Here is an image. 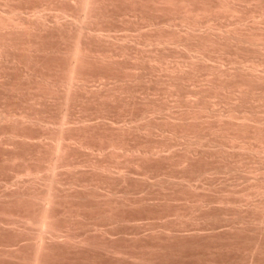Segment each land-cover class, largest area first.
<instances>
[{"label":"bare ground","instance_id":"6f19581e","mask_svg":"<svg viewBox=\"0 0 264 264\" xmlns=\"http://www.w3.org/2000/svg\"><path fill=\"white\" fill-rule=\"evenodd\" d=\"M120 7L123 8V11L119 10ZM115 27H127V29L131 27L136 28L133 30V33L130 29L131 34H129V30L126 31L122 28L120 31L123 34L117 35L120 31L118 32L119 28L116 29ZM144 27H148L147 30H143L142 28ZM178 27L181 29H178ZM53 29L57 31L56 33L54 32L56 35L59 33L61 46L56 45L60 47L58 50H53V53L57 56H54V54L52 55L58 58H54V60L51 61L55 62V59L58 60L55 63L52 62L54 70L51 74L50 71L52 68L51 70L47 69L49 71L48 74L46 70H43L45 74H43L44 72L38 73V67L40 68L43 63L38 64L40 66L37 65L38 70L29 68V64H32L31 60L33 61L35 57L33 54H37L38 56V52L41 53V48L35 46L37 43H34L32 40H34L33 38H35V35H44L46 31L50 32ZM122 30L125 33L122 32ZM46 34L48 33L46 32ZM42 51L44 50L42 49ZM30 56L31 60L28 62ZM32 56L34 57L32 58ZM35 62L40 63L38 58L34 60V63ZM50 64L45 65V68ZM13 67H20L23 69H21V72H23L22 78L24 79H22V81L26 80L27 83L25 85L9 80L6 71L8 68L10 69ZM115 67H117L116 70L119 69L122 72L118 70L117 73L116 71L117 75L121 73L119 76L114 74L111 75L115 71H113ZM110 68H113L112 72ZM31 69L33 71H31ZM98 69L101 71L103 70L102 73H98ZM108 69V72L111 73L109 75L104 74L103 72L108 73ZM35 71L37 73H35ZM94 71L97 72V74H95ZM142 72H146L148 75L150 74L149 76L151 79L148 75L145 79H150L151 83H153L151 85L155 84L152 91L150 90L151 85L148 83L150 80L144 79L148 81V86H150L148 88L149 92H145L147 90L144 91L145 88L141 87L142 85L144 86L145 82L140 78L146 75V73L143 75ZM11 75H9L10 79L12 77ZM14 81L19 82L17 79ZM139 81H142V83ZM135 84L137 89L142 88L145 93H142V91L140 92L139 89L138 93L136 92L137 89L136 91L135 89L133 90ZM137 84L139 86H137ZM148 86L145 87L147 88ZM179 87H181L182 90ZM0 88H2L1 90L4 89L5 93L8 91L11 93L14 92L17 95L21 94L23 99H21V96H18L17 103L24 100L23 107V103L21 106L19 105L21 108L18 107V105L15 106V108L18 107L19 109H15L14 105L11 108V104L6 105L10 106L8 108L4 106L5 102L2 101L4 103L3 105L1 104L2 106L0 105V147L4 148L3 143H5V147L7 146L11 150L14 145H10L11 147H9L8 145L11 144L10 142H18L19 145V142L25 143L24 145L28 143L27 145L30 144V146L35 144L37 147V149H35L36 147L34 148L36 150V153H34L35 155L32 154V151H29L32 156H29L31 155L30 153H26V157H24V153L22 154L23 156H21L22 152L19 153L20 156L16 154L9 156V153L7 157L4 156L5 163L9 164L7 166H10V169L11 165L14 168H17V165L20 169L18 168L19 171H16L13 176H9V178H14L13 181H8L6 184L3 179L6 185L3 184L5 187L0 191V203L6 206L12 205L11 207L14 206V208L17 205L20 208L23 207L22 210L19 208L21 210L20 212H24V209L26 211L23 215H19L21 214L19 211H17L18 214L8 213L12 208L8 209L7 213L0 211V217H5L7 219H5V224H2L4 221L2 222L0 220V227L6 225L8 230L11 228L16 235L17 232L21 235L23 234L22 237L18 239H21L20 241L26 239L21 243L26 241L25 244H28L25 246L30 250V257H28V254L26 257V247L22 244H20L22 245L21 248H24H19L17 250L19 247L18 245L17 248L14 247L15 250L12 249L14 251L17 250L16 252H18V254L20 251L21 254H19V256L22 255L26 257V259L24 257V260H22L25 262H23V264H26V262L28 264H46V257L48 256L45 255L52 249L53 243H56L55 245H58V247V243L61 245L65 244L66 246L63 245L65 247L73 246V248H75L76 245H81L82 247L89 243L88 247L91 246V242H94V240L92 238V241L90 237L94 234L93 231L89 230L95 229L94 233L97 236L100 233L101 235L99 234V236L101 237L103 235L102 239H105L106 235H109L107 233L117 228V225H113L114 222H109L111 220L110 216L112 215L111 213V215L108 214V211H111L109 208L114 209L115 207L119 209L118 206L122 207V205L123 208L126 207L125 205L130 204V202H128L129 196L130 201H132L133 198L131 199V197H133V195L135 196L136 191L143 192L142 190H137L136 187H139V189H141V186L142 188L145 187L142 185L143 181L147 186L154 182L152 179H149L150 177H148V182L152 180L151 183L148 184L145 180L147 179L146 176L151 174L149 172V174H144V176L141 177V174L144 172L146 173V171H142L143 168L139 170V168L142 167V165L139 167V164H141L140 162L143 163L145 160H148V162L149 160H155V158L161 159L164 157L165 159L163 158L161 160L168 159V162L171 161L169 163L172 164L169 165V169L171 167L170 172L166 171V174H163L164 172L162 171L159 173L163 174V178L158 174L160 177L159 179L162 178L161 180L158 181L157 179L158 172H155V178L151 177L158 182H156L155 189H158V191L162 190L164 193L163 195L166 196L169 193L168 199L162 195V192L157 193V190L153 188V191H156L155 194L157 193L155 196H163L160 200H162V198H164V200L167 199L170 204L176 199L181 198V200H179L180 202H178L179 204L175 205H180V208L183 204L187 205H183L182 208L185 206L188 210L184 208L182 211L180 208L178 209L176 207L177 212L174 211V213L171 211L170 215L172 216L174 214V217H172L175 221H173V219L169 221H172L171 224L174 222L178 225V227H174L179 229V222L180 225H184L183 222L191 223L192 221L193 223L191 225H193L195 222L200 220L207 221L208 217L210 218V216H206L205 212L203 214H205L207 219L204 216L205 219L202 218L201 212H203L202 209H205L203 208L204 206L207 207V205L209 206V204L212 203H208L210 200L207 201V199H204V195H202L201 198L199 195L211 187H209L210 183L208 182H211L210 179L212 180V175L217 176L218 173H222L223 178L227 177V179H224V185L221 184V186H217L220 189L218 194L222 193V197H219L217 194V203L227 204L223 206L221 204L219 205V209H228L225 217V211L224 213L221 211L223 217L227 218L232 214V211L229 209L230 206L228 208L226 207L228 204L234 205L235 208L238 207L236 210H241V212H243L242 209L244 208L242 207L244 206L249 211L244 214L248 213L249 215L252 211V213L256 212L257 214L260 212L261 214H259L261 216L253 213L256 217L250 214L247 218L242 214L244 218H240L238 215H240L241 212L239 214L237 213L238 215L235 214L236 216L234 215V219L237 218L236 222L240 218V228L249 225L248 227L250 230H252L251 228H255L254 233H257L258 230H264V0H0ZM137 95L140 96V99H138ZM136 99L138 104L142 107L140 108L137 105L141 110H139L137 106H134ZM132 101L133 108L136 110L134 112L137 114V110L140 111L137 115L131 112V109L127 108H132V103L130 104ZM105 105L106 108L107 105L108 107L111 105L110 107L114 110H117V108L114 107L118 106L119 110L108 111L107 109L110 108H105L106 113L105 110L102 111ZM47 107L48 110H45ZM88 107L91 108L90 112H88L90 110ZM120 107L122 108L121 110ZM124 107H126V109H124ZM93 108H95V110L92 112ZM123 109L126 111L129 110L130 113L134 115L132 114L130 116V114H128L129 111L123 112ZM109 112L110 114L113 112H123L122 114H126V118L118 117L119 115L125 117V115L121 113L119 115H117L118 113H113L111 117L117 115L118 118L114 117V119L112 117V119L109 117ZM127 114L129 118H127ZM93 120H95L96 123ZM23 127H25L23 131H27L30 127H37V129L41 130V133L38 132L39 135L34 133L37 134V136L33 137L34 134L32 136L31 133L28 135L29 132H27L28 134H25L26 132L21 133L23 131L20 132V130ZM98 130L101 131L100 136L97 135L98 132L97 134L95 132ZM102 134H105V136ZM154 136H158L162 140L156 137L154 141ZM131 137L133 138L131 143H134L129 145L130 142L128 139ZM146 137L153 138L151 139V144H148L150 140L148 139V141ZM124 138L128 140L129 144L126 143L127 140L125 141ZM158 139L162 142H156ZM6 141L7 143L9 142L8 145ZM164 141H167V143ZM175 143H177V145ZM178 144L181 146L177 147ZM33 147L31 148L33 149ZM15 149L14 151L17 150ZM176 150H178L179 153L175 152ZM167 151H169L170 154H168L169 152L167 153ZM165 152L167 154L164 155ZM27 154L29 155L27 156ZM78 154L81 155L78 156ZM82 155L85 156V159L82 158L83 160H79V157ZM195 156L203 157L204 160L210 161V164L212 163L213 166L207 165L209 167L207 168L206 166V169L203 167L205 169H203V171L202 168H200L201 172L199 168L198 172L196 170L197 168L191 166V168L197 171L194 170L195 172L192 173V169H189L190 171L187 169L194 161H191L192 163L190 164V159H196ZM5 163L3 164L5 165ZM216 163H220V166H217ZM255 163H257L256 165L259 163V165L255 166ZM14 168H12L10 174H13ZM172 168L175 171L177 170V172L178 168H180V173L183 169H186L187 172L195 174L192 175L189 173L190 175L188 174V176L187 172L184 170L186 173L184 172L182 175L179 174L178 176L177 172L175 175H172ZM131 169L135 170L134 177ZM137 169L140 171L139 173L142 181L139 180L140 178L138 179L139 173H136L138 176L135 174ZM152 173L154 172L152 171ZM172 173L174 174L173 171ZM228 174L235 175L230 176ZM239 174L243 177L239 176ZM236 175L241 178H235ZM132 177L136 180L138 179L137 182L141 184V186L135 184V190L132 188L135 193H130L132 190H130L131 187L128 185V181ZM205 177L207 180L201 184ZM214 177L215 176H213V178ZM228 177L232 180L233 177L235 180H240V182L236 180L239 184L245 180L246 186L244 187V185L240 186L238 184L242 189L239 191L240 187L237 186V188L235 186V184H237L236 181H234V183H236L233 185L235 188L229 185L230 182L233 184L232 181L226 183ZM136 180L132 179L131 181L137 183L135 182ZM1 181L2 180H0V186H2ZM206 181H208L207 185H205ZM197 182H200L203 190L205 186L208 187H206L204 191L199 187L198 192V186L200 184L196 186L195 183ZM115 184L124 185L123 187L127 184L126 188L129 187L128 189L130 191L126 188H124L125 190L122 189V191H119L117 190L118 185L116 187ZM225 185H227L226 187L229 185V188H225ZM213 187H215V185ZM217 187L216 190L218 189ZM150 188L152 189V187L149 186L148 189ZM169 188H174V190L175 188L176 190L180 188L179 190L181 191V189H183V192H186L185 190L187 189L194 192L196 190L197 193L193 192V196L195 195V198L199 193V198L197 197L193 200V197L191 199V194V200L183 198L185 200L184 202L182 197L186 198V195L179 197L178 194V197L175 199L174 195L176 193H172V189ZM223 188L226 189L227 193H225ZM165 189L167 191L171 190V192L165 193ZM213 189L215 190V188H212L210 191ZM219 189L217 191H219ZM234 189H238V191ZM143 190H145V188ZM221 190L224 191L221 192ZM146 191L149 192L148 190ZM191 191L189 193H192ZM171 193L173 196H170ZM228 193H231V195L235 194L234 197L232 195V198L236 197V201H230L231 195ZM224 194H228L230 198L228 199V195L226 196ZM136 195H138V193ZM140 195L137 196L139 197L138 199L135 198L134 200L137 204L140 201L142 202L143 199H146L145 197L142 199V194ZM224 197H227L225 198L226 200H224ZM76 198H79L77 200H84V202L80 201V203L82 205L84 204L83 206L86 208H88L91 202L92 204L94 203V208H98L96 205L99 206L98 211H100V213L94 211L99 214H94L97 218L100 215L103 216L101 211L103 212L104 209L108 208L107 211L104 210V214L107 212L103 217L104 219L102 216H100L101 218L99 217L102 221L98 219L101 223H104L106 220V224H101L96 218L93 219V221L97 220V223H99V225L101 224L100 226L93 224V227H89L92 229L84 228L82 225L86 224L85 221L89 220L91 222L92 218L86 219V215V217L84 215H78L81 212L79 208L82 205L78 206V214L76 210L74 214H72L74 210H72L73 212L71 211L72 213L67 212L68 210L65 211L68 203H70L69 206L72 205L70 208L74 206L75 201L73 202V200H76ZM69 199H73L70 200L72 203L67 201ZM136 199L138 201L139 199L141 200L138 202ZM215 199L216 194L212 200L216 201ZM85 200L87 204H85ZM167 200L163 202L168 203ZM170 200L174 201H171V203ZM66 201L68 203L65 205ZM118 201L121 202L120 205H118ZM88 202H90L89 205ZM182 202L184 203L180 204ZM75 203L77 204V201ZM2 205L0 204V206ZM63 205L65 210H63ZM100 205L103 210L100 209ZM115 205L118 206L116 207ZM69 206L67 208H69ZM134 206L132 207L135 210ZM167 206H169V204ZM224 206L226 208H224ZM85 207L83 209H85ZM58 208L65 211L63 213H65L69 219L74 220L76 218L78 219V217L80 219L84 216L81 219L83 220L85 218L84 223L78 219L79 223H83L81 226L84 228V231L81 232L82 230H79V235L77 234L79 232H77V229L76 231L75 229L71 231L72 226L71 228L69 226L70 224L76 223V220H74L76 222L72 220L71 223L67 221L68 228L65 223H60L68 218H66L67 216L65 215L66 217L61 220L64 214L62 213V215H60L61 212L57 213L56 209ZM70 208L69 211L74 209L75 206L74 208ZM231 208L233 209V207ZM246 208L244 209L245 211H247ZM91 209L93 208H90V210ZM207 209L210 210V207ZM181 211L186 212L182 213ZM196 211L200 212L197 213ZM233 211H235V209H233ZM11 212L15 213V211ZM228 212H231V214H228ZM195 213L199 215L200 218H198L199 216H196ZM220 214L217 216L220 217ZM107 216H109L110 220ZM232 218L233 216L228 220L231 221L230 219ZM168 219L163 221H167ZM211 219L213 218L211 217ZM211 219L210 221H212ZM112 220H116L115 223H117L121 218H118L117 221V218L114 217ZM122 220L124 221L125 219ZM123 221L120 222L121 224H119V222L117 224L122 225ZM177 221L179 222L177 223ZM90 222H87V224L90 225L93 223ZM108 222V226L111 223L115 228L111 226L108 228L110 231H108ZM236 222L234 221L232 224ZM94 223L96 222L94 221ZM174 223L173 225H176ZM136 224L138 225V223ZM162 224H158L161 226V230L160 227H158V231L166 236L176 229H173V226L172 228L169 227L171 228L169 229L168 226H171V224L167 226L169 223ZM129 225H132V223ZM229 225H231V222ZM6 226L3 227V230ZM86 226L87 225H85V227ZM101 226L105 227L108 232L103 227L101 228ZM123 226L124 225L120 227ZM162 226L168 229L163 227V230ZM75 227L76 226L73 228ZM155 227H157V225ZM231 227L229 229L234 228L239 230V227ZM119 228L116 230H119ZM87 229V232H92L89 236H87L88 233L86 234L91 242L87 237H83ZM182 229L186 228L182 226ZM229 229L227 228V230ZM234 229L232 232H235ZM244 229H242V231ZM248 229H246V231ZM120 230L119 233L122 235L124 231L122 230L121 234ZM137 230L139 229L137 228ZM96 231H98V234ZM129 232H131V230ZM83 233L84 235L81 236ZM124 233H126V231ZM175 233L178 232L175 231ZM251 233H253V231ZM261 233L258 234L263 235L264 231ZM172 234L173 233H171V236ZM120 237H124V235ZM126 237L132 238V236ZM168 237L170 238V236ZM18 239H16V241ZM180 239H182V237ZM254 242L257 243L256 240H254ZM9 244L7 245L8 247L6 246L7 249H11L9 248ZM97 244H99L98 241ZM1 245L0 248L3 249V245L6 244L1 243ZM50 245L52 246L49 249ZM94 247L96 246L94 245L93 248ZM99 247H101V244ZM104 247L101 248L104 250L108 249V252L115 251V249H113L114 247L111 248L112 245L110 248L107 244L106 246L104 245ZM115 247L117 248L119 246ZM258 248L259 246L256 247L255 252ZM4 249L5 251L7 250L6 248ZM28 249L26 251L27 253ZM110 249L114 251H110ZM12 250L10 251L12 252ZM10 251L9 253H11ZM22 251H24V255ZM116 251L115 254H118L117 256L120 255L119 258L121 259L122 256H124L122 252L125 251V249H120L122 254L120 252L119 254L117 249ZM127 252L125 251L124 254ZM5 253L6 252H4L3 256L7 257L9 254L6 253L7 256H5ZM1 254H3L2 251ZM126 255L124 259H127ZM0 256L3 257L2 255ZM15 256L17 257V255ZM252 256L254 257L253 254ZM4 257L2 259H4ZM8 257H10V255ZM11 257L14 258L12 255ZM44 258H46V260ZM134 259L135 258H133V260ZM11 261H13V259ZM252 261L254 260L251 259V262Z\"/></svg>","mask_w":264,"mask_h":264},{"label":"rangeland","instance_id":"374dc122","mask_svg":"<svg viewBox=\"0 0 264 264\" xmlns=\"http://www.w3.org/2000/svg\"><path fill=\"white\" fill-rule=\"evenodd\" d=\"M28 4H30V3H28ZM125 8V7H124ZM119 9V8H118ZM117 9V10H118ZM122 9V10H121ZM120 11H123V8L122 7H120V9H119ZM116 28V27H115ZM119 27H117L116 29H118ZM122 28H124L126 31H128L129 30V34H131V32L133 33V30L136 28H134V27H131V28H129V29H127V27L125 28V27H122ZM121 27L118 29V32L122 29ZM145 28V29H144ZM144 28H142L143 30H147V28L148 27H144ZM123 29V30H124ZM130 29L132 30L131 32H130ZM178 29H181V28H179L178 27ZM122 30V32H124ZM50 31V30H49ZM46 32L49 34H46ZM45 33H44V35H35V38H33L34 40H32V41H34V43H37V45L35 44V46H38V47H40L41 48V53H39L38 52V56H37V54L35 55V54H33L34 56H32V58L34 57V60L36 59L37 60V58H38V61L40 62V63H34V60L32 61L31 60V56H30V58L28 59V62H30V60H31V63L33 64H29V68H32V69H34V70H38L39 69V71H38V73H42V72H44L43 74H45V71H43V70H46V73L48 74L49 73V71L48 70H51V68H52V70L50 71V74H51V72H53V70H54V65H52V62L53 63H55V62H57V60L55 59V62L54 61H51V60H54V58H58V57H54V56H57L55 53H53V50L54 49H56V50H58L60 47H57L58 45L59 46H61L60 45V38H59V33H57V35H58V37H57V35L55 34L57 31H55L54 29L53 30H51L50 32H48V31H46ZM55 32V33H54ZM117 32V33H118ZM125 33V32H124ZM128 33V32H127ZM46 34V35H45ZM122 35L123 33H121V31L117 34V35ZM52 35V36H51ZM37 36V37H36ZM56 38H59V39H56ZM37 39H39V40H37ZM46 39V40H45ZM36 40V41H35ZM56 40V41H55ZM58 40V41H57ZM33 43V42H32ZM33 43V44H34ZM58 43V44H57ZM43 45V46H42ZM53 45V46H52ZM57 45V46H56ZM52 46V47H51ZM37 47V48H38ZM46 49H45V48ZM56 47V48H55ZM42 49L44 50V51H42ZM52 49V50H51ZM48 50H49V53H48ZM56 50H55V52H56ZM52 53H51V52ZM46 52V53H45ZM50 53H51V56H50ZM48 54V55H47ZM52 54H54V56L52 55ZM37 56V57H36ZM50 57H53V58H50ZM42 58V59H41ZM46 58V59H45ZM45 59V60H44ZM46 61V62H45ZM50 61V62H49ZM43 63V64H42ZM45 63V64H44ZM51 63V64H50ZM38 64H42V66H40V65H38ZM48 64H50L49 66H47V68H45V65H48ZM30 65H31V67H30ZM34 65H36V66H34ZM40 66V68L41 67H43V65H44V69L43 68H39L38 66ZM33 66V67H32ZM37 67H38V69H37ZM50 69H49V68ZM13 68H14V70H13ZM13 68H8V70L6 71V74L8 75V77H9V80L10 81H13V82H16V83H19V84H21V85H25L27 82H26V80L25 81H22V77H23V75H22V73L23 72H21V69L22 68H16V67H13ZM116 68L117 67H115L114 69L113 68H110L111 69V72H112V69H113V73L111 74V75H117L116 74V71H117V73H118V70L119 69H117L116 70ZM31 69V71H33ZM48 69V70H47ZM23 70V69H22ZM11 73H10V72ZM16 71V72H15ZM48 71V72H47ZM103 71V70H102ZM102 71L101 70H97V72L99 73H102ZM104 71H105V69H104ZM109 71V69L107 70V72ZM120 71V70H119ZM5 72V71H4ZM15 74H14V73ZM20 72V73H19ZM95 72V71H94ZM97 72H95V74H97ZM111 72H108V73H105V72H103L104 74H110ZM121 72V71H120ZM8 73H10V74H8ZM19 73V74H18ZM35 73H37L36 71H35ZM122 73V72H121ZM120 73V74H121ZM140 73V72H139ZM145 73L146 72H142V74L143 75H145ZM12 74V75H11ZM17 74H18V76H17ZM119 74V75H120ZM9 75H11L12 77H11V79H10V76ZM14 75V76H13ZM17 77H16V76ZM119 75H117V76H119ZM139 75H141V74H139ZM148 75V73H146V75L144 76V77H141L140 79L143 81V82H145L144 83V86L141 84L142 83V81H139V82H141L140 84L142 85L141 87L142 88H145L144 89V91L145 90H147V91H145V92H149L148 90V88L150 87V86H148L149 84L151 85V84H153V83H151V77H150V79H145V77ZM21 76V77H20ZM142 76V75H141ZM147 76V77H148ZM15 79H14V78ZM161 77H163V76H161ZM21 78V79H20ZM153 78V77H152ZM19 80V82L18 81H14V80ZM150 80L149 82L148 81H145V80ZM24 80V79H23ZM23 82V83H22ZM149 84H148V83ZM153 82V81H152ZM18 84V85H19ZM146 84V85H145ZM155 85V84H154ZM154 85H151V87H150V90L152 91V88L154 89ZM137 86H139L138 84H137ZM145 86H148L147 88L145 87ZM154 86V87H153ZM140 87V88H141ZM131 88H133V87H131ZM141 88V89H142ZM181 90H182V88L181 87H179ZM2 88H0V105L2 104L3 105V103L5 102V104H4V106H6V105H9V104H11L10 106H11V108H12V106L14 105V108H15V106L16 105H18V107H20L21 105H22V103L24 102V100H21V99H23V96L21 95V94H19V95H17L16 93H11V92H8V91H6V93H5V90L3 91V90H1ZM135 89V91H136V84H135V86H134V88H133V90ZM139 89V88H138ZM138 89H137V93H138ZM141 89H139V91L141 92L142 91V93H145L144 91H143V89L141 90ZM179 89V90H180ZM150 91V92H151ZM183 92V91H182ZM181 92V93H182ZM8 93V94H7ZM10 93H11V95H13V96H11L10 95ZM141 94V93H140ZM139 94V95H140ZM9 95V96H8ZM16 95H17V97H16ZM139 95H137L138 96V99H140L139 97ZM18 96H21L20 98V100H21V102H16V101H18L17 100V98H18ZM141 96H142V94H141ZM8 97V98H7ZM19 100V101H20ZM2 101H4V102H2ZM13 102V103H12ZM137 102V103H136ZM132 103V104H131ZM136 103V104H135ZM130 104L132 105V108H130V107H127L128 109H131V112H133V113H135V115H137L140 111H138L137 110V114H136V112H134V111H136L135 110V108H133V101L132 102H130ZM1 105V106H2ZM20 105V106H19ZM139 106L140 108H142L141 106H140V104H138V101H137V99L135 100V102H134V106ZM10 106H6V107H10ZM24 106V103H23V105H22V107ZM111 106V105H110ZM108 107V105H107V108H110V109H107L106 108V105H105V107H104V109L102 110V111H104L105 110V108L109 111V110H111V111H115L113 108H111V107ZM112 106H114V105H112ZM116 106V105H115ZM137 106V108H139ZM15 108V109H19V108ZM91 107V106H90ZM90 107H88V108H90ZM13 108V109H14ZM21 108V107H20ZM87 108V109H88ZM114 108H117V110L116 111H118L119 110V108H118V106L117 107H114ZM136 108V109H137ZM139 108V110H141ZM50 109H52V108H50ZM122 108L120 107V110H121ZM124 109H126V107H124ZM123 109V112L125 111V112H128V111H126V110H124ZM45 110H48V107L47 108H45ZM53 110V109H52ZM51 110V111H52ZM95 110V108H93L92 109V112ZM133 110V111H132ZM50 111V110H49ZM91 111V108H90V110L88 111V112H90ZM53 112V111H52ZM105 112H106V110H105ZM122 112V113H123ZM107 113V112H106ZM113 113H115V114H117L116 112H113ZM113 113H111L110 114V112L108 113L109 115V117H111V115L113 114ZM121 113V112H120ZM120 113H118L117 115H119ZM121 113V114H122ZM132 113V114H133ZM128 114H130V116L132 115L131 113H130V111L128 112ZM128 114H127V116H128ZM117 115L115 116H112L113 118L115 117H117ZM122 115H125V117L124 116H118V117H120V118H126V114H122ZM134 115V114H133ZM111 117V118H112ZM117 117V118H118ZM112 118V119H113ZM114 118V119H115ZM127 118H129V116L127 117ZM95 123H96V121L95 120H93ZM93 122V123H94ZM32 128V129H31ZM21 129V128H20ZM25 129V127H23L21 130H20V132L21 131H23ZM26 129H27V127H26ZM31 129V130H30ZM34 132H33V131ZM36 130H39V131H36ZM41 130L40 129H37V127H30V128H28L27 129V131L25 130V131H23V132H21V133H24V132H26L25 134H28L27 132H29V134L28 135H30V133H31V136L34 134V133H37L38 135H39V133H41L40 132ZM39 132V133H38ZM96 132V134H97V132H98V136H100V134H101V131H95ZM100 132V133H99ZM37 134H34L33 135V137H35V136H37ZM102 135H104L105 136V134H102ZM156 137H158V136H156ZM156 137L154 136V141H155V139H156ZM125 138H127V137H125ZM124 138V139H125ZM147 138V137H146ZM145 138V139H146ZM158 138H160V137H158ZM131 139V140H130ZM132 137L131 138H129L128 140H129V142H130V144H129V142H128V140L127 139H125V141H126V143H128L129 145H131V144H133V143H131V141H132ZM144 139V140H145ZM150 141H149V140ZM151 139H153L152 137H148L147 138V140L149 141H147L148 142V144H151L150 142H151ZM161 139V138H160ZM160 139H158V141L156 140V142H160L161 140ZM164 140V139H163ZM134 141V140H133ZM146 141H144V142H146ZM168 141V140H167ZM167 141H164V142H166L167 143ZM162 142V141H161ZM11 144H9V142L7 143V141H6V144L9 146V147H11L10 145H14L12 148H16L15 150L16 151H14V149H12L11 148V150H10V148H8L7 146V148L5 147V143H3V146H4V148H6V149H4L3 147L1 148L0 147V180H2L1 182H2V186H3V184H7L8 183V181L9 182H11V181H13L14 180V178L12 177H10L9 178V176H13L14 175V173L16 172V171H19L18 170V166L16 165V167L17 168H14L12 165H11V169H10V166L8 167L7 165H9V164H6L5 163V159H4V156L5 157H7L8 156V153H9V156L10 155H19V153H21V156H23L22 154L24 153V157H26L25 156V154L26 153H30L31 151H32V154H34V153H36L35 151V149H37V147H36V145L35 144H33V145H31L30 146V144L29 145H27L28 143H26V145H24L22 142H19L20 143V145L18 144V142L17 143H15V142H10ZM13 143V144H12ZM155 143V142H154ZM154 143H152V144H154ZM168 143H169V141H168ZM18 144V145H17ZM23 144V145H22ZM96 144V143H95ZM176 145H177V143H175ZM35 145V146H34ZM173 145H174V143H173ZM0 146H1V144H0ZM18 146V147H17ZM34 146V147H33ZM175 146V145H174ZM181 145L180 144H178V146L177 147H180ZM31 147H33V149L31 148ZM36 147V148H35ZM176 147V148H177ZM35 148V149H34ZM174 148V147H173ZM32 149V150H31ZM175 149V148H174ZM179 149H181V148H179ZM8 150V151H7ZM10 150V151H9ZM173 150V149H172ZM171 150V151H172ZM6 151V152H5ZM20 151V152H19ZM25 151V152H24ZM30 151V152H29ZM11 152V153H10ZM17 152V153H16ZM169 151H167V153H168ZM174 152V151H173ZM175 152H177V153H179L178 152V150H176ZM3 153H5V154H3ZM166 152L164 153V155L165 154H167ZM31 154V153H30ZM32 154L31 155H29V154H27V156L29 155V156H32ZM168 154H170V152L168 153ZM35 155V154H34ZM33 155V156H34ZM79 155H81V154H78V156ZM175 155H176V153H175ZM3 156V157H2ZM20 156V155H19ZM77 156V155H76ZM75 156V157H76ZM81 157V158H80ZM79 157V160H83L82 158H84L85 159V156H80ZM196 157V156H195ZM164 158V157H163ZM163 158H161V159H163ZM4 161H3V160ZM77 159V158H76ZM160 158H155V160H149V162H148V160L146 161H143V163L142 162H140L141 164H139V167H140V165H142V167H140L139 168V170L140 169H142V171H146V173L144 172V173H142L141 175V177H143L144 176V174H146L147 175V173L149 172V173H151L150 175H147L146 177H147V179H145L146 181H147V183L149 184V183H151L152 182V180L155 182H152L151 183V185H149L150 187H152V189L150 188V189H148L149 188V186H147V185H145L146 183H144V181L142 182V185L143 186H145V187H143L142 188V186H141V184L140 183H138L137 182V180L140 178V171H138V169H137V172H135V174L136 173H139V176L136 174V176H138V179L136 180V179H134L133 177H134V169H131L132 170V172H133V177L128 181L129 183H128V185H129V187H131V189L130 190H132L130 193H135V184H137V186H141V189H139V187H136V189L137 190H142L143 192H145V193H143V192H137L136 191V194L138 193V195H136L135 194V196L133 195V197H131V199H132V201H130V196H129V200H128V202H130V204H127V205H125L126 207H124L123 208V205H122V207L121 206H118V205H120V203L121 202H119L118 201V207H119V209H117V208H115L114 206V209L112 208H109L111 211H108L109 213V215H111L110 217H111V220L112 219H114V217L115 218H117V221H118V218L120 219L121 218V220L120 221H118L119 222V224H121L120 222H122L123 220L122 219H125L124 221H123V223H122V225H124L123 227H120V226H122V225H119V224H117V223H115L116 222V220L115 221H111L110 219H109V216H107L108 217V219L110 220L109 222H111V223H113V225L114 226H116L117 228L116 229H118L119 227L121 228V230H120V228H119V230H120V232L123 230L124 232L126 231V233H124L123 232V234H122V232H121V234L122 235H124V237H120V236H122V235H120V233H119V230H116V229H114V230H111L110 231V229L108 230V228H110L111 226L112 227H114L111 223H110V225L108 226V224H109V222L107 223V230L108 231H110L109 233H107V234H109V235H106V237H105V239H102L103 237V235L100 237L99 236V234H98V231H96L97 232V234H98V236L94 233L95 232V229H93V230H89V231H93V234L94 235H92V237H90V239L92 240V238H93V240H94V242H91V240L87 237V236H89V234H91L92 232H87L88 231V229L87 230H85L86 232H85V235H84V233L83 234H81V236L82 235H84L83 237H87L88 238V240H90V242H91V246H89L88 247V245L90 244H87V245H85V246H82L81 247V245H79V246H77L76 245V247L75 248H73V246L72 247H65L66 245L65 244H63V245H65V246H63V245H61L60 243H58L59 244V247H58V245H55L54 243L52 244V245H50V247H49V249L51 248V246H52V249H50L49 250V253L47 254V255H45V256H48V257H46L47 258V262H45L46 264L48 263V264H264V234L263 235H259L261 232H263V231H257V233H254V230H255V228L253 229V228H251L252 230H250V228L248 227V226H246V225H244V224H242V225H244V226H246V227H242V228H240L241 226V221H240V218L242 217V214H244V213H246V212H249L248 211V209L246 208V207H242V208H246L247 209V211H245L244 209H242L243 210V212H241V210L240 211H238V210H236V209H238V207L237 208H235V206L233 205L232 206V204H228V206H226L227 208L230 206V211H232V214H231V212L229 213L228 212V214H231L232 216H233V218L232 219H230L231 221H229L228 219L229 218H231L232 216L231 215H229L228 216V214H227V218H224L226 215V211H228V209L227 210H222V208H220L219 209V205L221 204H219V203H217L218 201V196H217V194L220 192V189L218 188L219 186H221V184H225L224 183V179H227V177H224L223 178V176H222V173H218V175L216 176V175H212L211 177H212V180L210 179V181L211 182H208V181H206V184L205 185H207V182L208 183H210L209 184V187L210 188H208V190L206 191L205 190V188L206 187H208V186H205V188H204V190L202 189V186H201V184L202 183H204V181L205 180H207V178L205 177V179H203V181L201 182V180H200V182H201V184H200V182H197V183H195L196 184V186H197V184H200L199 186H198V192H199V187H201V189H202V191H204V192H202V193H200L201 195H199V193L197 194V196L194 198V196H193V192L194 191H191L192 193H189L190 191L187 189V190H185L186 192H183V189H181V191L179 190V192H178V190H176V188H175V190H174V188H169V189H172V193H176L175 195H174V197H175V199H176V197H181V196H183V195H186L187 197L185 198V197H182V199L184 198V199H188V200H191L192 199V197H193V200L194 199H196L197 197H198V195H199V197L201 198L202 197V195H204V199H207V201H212V202H208V203H212V204H209V206L207 205V207L206 206H204L203 208H205V209H207L208 207H210V210L209 209H207V210H205V209H202V211L203 212H201L202 214H201V217L202 218H206V216L208 215V216H210V218L208 217V220L207 221H202V220H200V221H198V222H195L193 225H191L193 222L191 221V223H189V222H183V224L184 225H186V226H184V225H180V222L179 221H177V223L179 222V227L181 228H177L178 227V225L176 224V223H174V224H176V225H173V223L171 224V222L169 221V220H171V219H173V217H174V214L171 216L170 215V213H171V211H175V212H177V210H176V207L179 209L180 207V205L179 206H177L179 203L178 202H180L179 200H181V198L180 199H176L177 200V202H176V200L174 201V200H170V202L172 201H174L172 204H170L169 202H168V194H167V196L166 195H163L164 193L162 192V190L161 191H158V189H155L154 187L156 186V184L158 183L157 181H155V177L156 176H154V175H156L155 174V172L157 173V176H158V174L160 173V172H164L163 174H166V171H169L170 172V170H171V167H170V169H169V165H172V164H170L169 162H171V161H169L168 162V159H166V160H159ZM165 159V158H164ZM192 159V158H191ZM190 159V164L192 163L191 161H193V163H192V165H189L188 166V169L187 170H191L192 171V173L193 172H195L196 170L199 172V170H200V168H202V171H203V169L205 168L206 169V166L207 165H211V166H213V164L211 163L210 164V161H206V160H204V158L202 157H196V159L194 158V159H192L191 160ZM153 161H154V163H153ZM159 161V162H158ZM166 161H167V163H166ZM209 162V163H206V162ZM152 162V163H151ZM3 163H5V165L3 164ZM145 163V164H144ZM169 163V164H168ZM153 164V165H152ZM159 164V165H158ZM219 164V165H218ZM257 163H255V166H258L259 165V163H258V165H256ZM147 165V166H146ZM216 165L217 166H220V163H216ZM264 165V164H263ZM262 165V166H263ZM146 166V167H145ZM191 166H193V168H197L196 170L195 169H193V168H191ZM209 166H207V168L209 167ZM214 166H215V164H214ZM173 167V166H172ZM204 167V168H203ZM12 168H14V172H13V174H10V171L12 170ZM173 168H176V167H173ZM172 168V171L174 172V174L172 173V171H171V174L172 175H175V173L177 172V170L175 171L174 169ZM198 168H199V170H198ZM16 169V170H15ZM20 169V168H19ZM154 169H155V171H154ZM180 168H178V172L180 171L179 170ZM204 169V170H205ZM186 171V169H183V171H181V173L179 172H177V174H178V176H179V174H181L182 175V173L184 174V172ZM189 170V171H190ZM195 170V171H194ZM152 171L154 172V173H152ZM196 171V172H197ZM187 172V171H186ZM185 172V173H186ZM200 172H201V170H200ZM148 173V174H149ZM192 174L191 172H187V175L188 174ZM2 174V175H1ZM152 174H153V176H152ZM163 174L161 173V174H159V175H161V177L163 176ZM168 174H170V173H168ZM189 174V175H190ZM195 174V173H194ZM194 174H192V175H194ZM221 174V175H220ZM224 174V173H223ZM226 174V173H225ZM236 174V173H235ZM234 174V175H235ZM186 175V174H185ZM188 175V176H189ZM219 175H220V177H219ZM227 175V174H226ZM225 175V176H226ZM228 175H230V174H228ZM233 174L232 175H230V176H234ZM243 175V174H242ZM246 175V174H245ZM244 175V176H245ZM135 176V177H136ZM213 176H215L214 178H213ZM239 176H241V174H239ZM148 177H150L149 179H152L151 180V182H148L149 181V179H148ZM151 177H154V178H151ZM164 177V176H163ZM162 177V178H163ZM218 177H219V179H218ZM241 177H243V176H241ZM240 177V178H241ZM246 177V176H245ZM8 180H7V179ZM160 177L158 176V181L159 180H161V179H159ZM202 178H204V177H202ZM201 178V179H202ZM209 178V177H208ZM217 178V179H216ZM230 177H228V180L226 181V183H228V181H232L233 182V184L230 182V186L231 187H233V188H235V186L237 187L238 186V182H240V180H238V179H240L239 177H238V175H236L235 176V178H238V179H236V180H238V182L234 179V177H233V180L232 179H229ZM232 178V177H231ZM3 179H4V181H5V183H4V181H3ZM12 179V180H11ZM136 180L135 182H137V183H134V181H131V180ZM143 179V178H142ZM156 179V180H157ZM216 179V180H215ZM242 179H245V178H242ZM7 180V181H6ZM140 181H142L141 180V178L139 179ZM209 180V179H208ZM223 180V181H222ZM139 181V182H140ZM221 181H222V183H221ZM234 181H236L237 182V184H235L234 183ZM243 181V180H242ZM131 182V183H130ZM157 182V183H156ZM214 182V183H213ZM220 182V183H219ZM244 182V183H243ZM241 184H239L240 186L241 185H244V187L246 186L245 185V180L243 181ZM214 184L215 185V187H213L214 185H212V184ZM217 183H219V184H217ZM1 184V183H0ZM5 184V185H6ZM132 184V185H131ZM155 184V185H154ZM235 184V186H233ZM5 185L2 187V186H0V191L1 190H3L4 189V187H5ZM116 185V184H115ZM118 185V184H117ZM117 185H116V187H117ZM152 185H154V186H152ZM229 185H228V187H226L227 185H225L224 187L225 188H229ZM120 186V187H119ZM122 186V187H121ZM124 185H118V188H121V189H118L117 188V190H119V191H122V189H124V188H126L127 187V184L125 185V187H123ZM147 186V187H146ZM204 186V185H203ZM218 186V187H217ZM240 186H238V187H240ZM115 187V186H114ZM115 187V188H116ZM128 187V188H129ZM216 187L219 189V191H217L216 190ZM223 187V186H222ZM230 187V188H231ZM237 187V188H238ZM244 187L242 186V188L244 189ZM128 188H126L128 191H130ZM132 188H134V190L132 189ZM145 188V190H143ZM153 188L155 189V190H157V193L158 192H162V195L163 196H165V198H167L166 200H167V202L168 203H166V202H163V201H166V200H164V198H162V200H160L161 199V197H163V196H161L160 195V197L158 198L157 196H155V195H157V193L155 194V192L156 191H153ZM212 188H215V190L213 189V190H211L210 191V189H212ZM221 188V187H220ZM225 188H223L224 190H225V193H227L226 192V189ZM232 188V189H233ZM231 189V190H232ZM116 190V189H115ZM125 190V189H124ZM146 190H148L149 192H147ZM160 190V189H159ZM166 190V189H165ZM173 190H174V192H173ZM223 190V191H224ZM234 190H237L238 191V189H234ZM242 189H241V187H240V189H239V191H241ZM188 191V192H187ZM217 193H216V192ZM222 190H221V192H223ZM166 192H171V190H169V191H165V193ZM182 192V193H181ZM207 192V193H206ZM210 192V193H209ZM214 192H215V194H216V201H214V200H212V199H214V197H215V194H214ZM159 193V194H160ZM170 194V196L172 195L173 196V194ZM194 193H197L196 192V190H195V192ZM205 193V194H204ZM213 193V194H212ZM140 194H142V199L145 197L146 199L144 200L143 199V201L141 202L140 200L141 199H139V201L137 200L139 197H137V196H139ZM152 194V195H151ZM179 194V195H178ZM192 194V196H191V199H190V195ZM229 194V193H228ZM227 194V195H228ZM132 195V194H131ZM151 195V196H150ZM178 195V196H177ZM219 195V197H222V193H220V194H218ZM224 195H226V194H224ZM226 195V196H227ZM229 195H231V193L229 194ZM229 195H228V199L230 198L229 197ZM233 195V194H232ZM232 195H231V198L229 199L230 201L231 200H235L236 201V197L235 198H232ZM141 196V195H140ZM150 196V197H149ZM235 196V194L233 195V197ZM174 197H172V198H174ZM198 197V198H199ZM211 197H213V198H211ZM135 198H137L136 200L139 202L138 204L134 201L135 200ZM157 198V199H156ZM209 198V199H208ZM211 198V199H210ZM225 198H227V197H224V200H226ZM77 199H79V198H76V200H73V199H69V200H67V201H69V202H71L70 200H73V202L75 201H77V204L74 202V206H75V208H77V209H75L74 208V206L73 207H71V208H74V209H71L70 208V206H72V205H70L69 206V204L70 203H68L67 201H66V203H65V205H66V210L64 209V205H63V210H65V211H67V212H71L72 210H74V212L72 213V214H74L75 213V210H76V213L78 212L79 213V211H81L80 212V214H78V215H86L87 216V218L86 219H91V222H93V223H91L89 220H87V221H85L86 222V224H84V225H82V226H84V228H89V227H93L94 225L93 224H96V226L98 225V226H100L101 224H103V225H105L106 224V220L104 221V223H101L100 221H102V219L100 220V216H102V215H100V216H98V218H97V216H94V214L96 213V215H99L98 214V212L100 213V211H98V208H99V206H97L96 205V207H98V208H94L95 207V205H94V203L92 204V202L90 203V202H88V205H89V203H90V205L88 206V208H86L85 206H83L81 203H80V201L82 200V199H80V200H77ZM152 199V200H151ZM156 199V200H155ZM183 199V200H184ZM238 199V198H237ZM182 200V201H183ZM219 200H220V198H219ZM229 200H227V201H229ZM89 201V200H88ZM91 201V200H90ZM150 201V202H149ZM206 201V200H205ZM206 201V202H207ZM81 202H84V200L83 201H81ZM85 202H86V200H85ZM135 202V203H134ZM161 202H163V203H161ZM184 202H185V200H184ZM184 202H182V203H180V204H183ZM72 203V202H71ZM154 203H156V204H154ZM161 203V204H160ZM217 203V204H216ZM1 205L3 204V203H0ZM76 204V205H75ZM85 204H87V202L85 203ZM92 204V205H91ZM96 204V203H95ZM154 204V205H153ZM169 204V206H167ZM175 204H177V205H175ZM4 205V206H3ZM2 206L4 207H2V206H0V211H3V212H8V209H10V208H12V209H10L9 211L10 212H8V213H11V214H16L17 213V211H21L22 210V208H20L19 206H17L16 205V207L14 208V206L13 207H11L12 205H5V204H3ZM83 207H82V206ZM93 205H94V207H93ZM134 205H136V206H139V207H136V206H134ZM145 207H144V206ZM153 205V206H152ZM159 205V206H158ZM164 205V206H163ZM183 205H186V204H183ZM183 205H181V208H182V206ZM214 205H215V208H214ZM217 205V206H216ZM222 206L223 205H227V204H221ZM6 206V207H5ZM8 206H10V207H8ZM69 206V208L71 209L70 211H69V208H67ZM78 206H81L80 208H79V211H78ZM90 206H92V207H90ZM101 206V205H100ZM116 206V205H115ZM116 206V207H117ZM132 206H134V208H135V210L133 209V207ZM187 206V205H186ZM8 207V208H7ZM85 207V209H83ZM128 207V208H127ZM151 207V208H150ZM169 207V208H168ZM221 207V206H220ZM225 206H224V208H226ZM231 207H233V209H235V211H233V209L231 208ZM5 209V210H3V209ZM7 208V209H6ZM21 210H20V209ZM90 208H93V209H91L90 210ZM104 208V207H103ZM137 208H138V210H137ZM150 208V209H149ZM180 208V210H184V208L186 209V210H188L185 206L181 209ZM16 209V210H15ZM59 209V210H58ZM58 209H56L57 211V213L59 212H61L60 213V215H62V213L63 212H65V211H63V210H61L62 209V207H61V209L60 208H58ZM82 209V210H81ZM88 209V210H87ZM97 209V210H96ZM100 209H102V206L100 207ZM115 209H116V211H115ZM124 209V210H123ZM161 209V210H160ZM172 209V210H171ZM201 209H200V211H201ZM232 209V210H231ZM239 209H241V208H239ZM83 210H84V212H85V214H84V212H83ZM87 210V211H86ZM103 210V209H102ZM104 210H108V208L107 209H104ZM104 210H103V212L101 211V213L103 214V216H102V218L104 217V215H106V213L107 212H105V214H104ZM11 211H15V213H12ZM25 209H24V212H20L21 214H19V215H23V213H25ZM94 211H98V212H94ZM114 211V212H113ZM181 211V212H182ZM200 211H196L197 213H199ZM221 211H223V213H224V211H225V213H224V217H223V213L221 212ZM237 211V212H236ZM83 212V213H82ZM87 212H89V213H87ZM116 212V213H115ZM162 212V213H161ZM164 212V213H163ZM174 212V213H175ZM178 212H179V210H178ZM180 212V213H181ZM184 212H186V211H184ZM184 212H182V213H184ZM205 212V214H206V216H205V214H203ZM233 212H234V214H233ZM236 212V213H235ZM241 212V214L240 215H238L239 213ZM258 212V211H257ZM111 213V214H110ZM120 213V214H119ZM124 213H126V214H124ZM140 213V214H139ZM161 213V214H160ZM221 213V214H220ZM238 213V214H237ZM253 213H255V215L257 214L256 212H253ZM253 213H252V211L249 213V215L251 214V216L253 215ZM260 213V212H259ZM258 213V214H259ZM18 214V213H17ZM64 215H63V218L61 219V220H63L64 219V217H66L67 215L65 214V213H63ZM89 214H90V216H89ZM133 214V215H132ZM196 214V213H195ZM219 214H220V217H218L219 216ZM235 214H237L238 216H240V218L238 219V221L237 222H239V223H237L236 222V220H237V218L236 219H234L235 217H234V215ZM257 214V215H258ZM261 214V213H260ZM259 214V215H260ZM66 215V216H65ZM140 215V216H139ZM159 215H163L162 217L161 216H159ZM168 215H170V216H168ZM218 215V216H217ZM222 215V216H221ZM247 218H248V213L247 214H244ZM244 215H243V217L242 218H244ZM83 216V217H84ZM85 216V217H86ZM91 216H93V217H91ZM196 216H199V215H197L196 214ZM204 216V217H203ZM214 216V217H213ZM217 216V217H216ZM236 216V215H235ZM237 216V217H238ZM254 216V215H253ZM261 216V215H260ZM259 216V217H260ZM83 217H81L80 219H79V217H78V219H79V221H82L83 223H84V220H85V218L83 219V220H81ZM90 217V218H89ZM100 217V218H99ZM122 217H124V218H122ZM211 217L214 219H211ZM221 217H223V218H221ZM245 217V218H246ZM254 217H256V216H254ZM264 217V216H263ZM66 218H68V216L66 217ZM97 218V220L101 223L100 225H99V223H97L98 221L97 220H94L96 223H94V221H93V219H96ZM169 218V219H168ZM198 218H200V216L198 217ZM201 218V219H202ZM204 218V219H205ZM3 219V220H2ZM6 218L5 217H0V220L3 222L2 224H5L6 223V220H5ZM69 219V218H68ZM64 219L62 222H60V223H65L66 224V227L68 228V226H67V221H70V223H71V221L73 220V219ZM78 219L76 218V219H74V220H76V221H74V222H76V223H79V221H78ZM104 219V218H103ZM105 219H106V216H105ZM165 219H168L167 221H163V220H165ZM203 219V220H204ZM207 219V218H206ZM210 219L212 220V221H210ZM225 219H227V220H225ZM234 219V220H233ZM233 220V221H232ZM65 221V222H64ZM108 221V220H107ZM127 221V222H126ZM149 221V222H148ZM153 221V222H152ZM158 221V222H157ZM173 221H175V219H173ZM202 221V222H201ZM236 222L235 224H232V222ZM87 222L89 223H91L90 225L89 224H87ZM127 224V227H126V224ZM139 222H141V223H139ZM142 222H144V223H146V224H144V223H142ZM154 222H156V223H154ZM161 222V223H160ZM199 222H201V223H199ZM204 222V223H203ZM208 222V223H207ZM216 222V223H215ZM230 222H231V225H229L230 224ZM69 223V222H68ZM76 223H74V224H70V228H71V226H72V230L71 231H74L73 229H75V231H76V229H77V232L80 230H82L81 232H83L84 230V228H82V226H81V224H83V223H79V224H76ZM132 223V225H129V224H131ZM133 223H135V224H133ZM136 223H138V225L136 224ZM162 223H169V224H167V226L168 225H170L171 224V226H168V228L169 227H171L172 228V226H173V229L174 228H176L173 232H170V231H168V230H166L167 232H170V234H168V236H170V238L168 237V236H166V235H164V234H162V232H160V231H158V227H160V230H161V226H159L158 224H162ZM188 223V224H187ZM200 225H199V224ZM207 223V224H206ZM213 223V224H212ZM224 223V224H223ZM142 224V225H141ZM150 224V225H149ZM153 224V225H152ZM198 224V225H197ZM204 224H206V225H204ZM76 226L75 228H73L74 226ZM85 225H87L86 227H85ZM118 225H119V227H118ZM144 225V226H143ZM157 225V227H155ZM162 225H165V224H162ZM204 225V226H203ZM209 225H210V227H209ZM233 225H235V226H233ZM236 225H238V226H236ZM4 226H6V225H2L1 227H0V246H2L1 245V243L2 244H6V245H3L4 246V248H6L7 249V245L9 244V248H11V249H7L6 251H5V249L3 248H0V255H4V252H6L7 253V251L9 250H12V249H14V247L15 248H17L18 247V245H19V247L17 248V250L19 249V248H21V246L22 245H26L25 244V242H23V243H21L22 241H24V240H26V239H24V237H23V239L24 240H22V241H20L18 238L20 237H22V235L21 234H19L18 232H17V235L14 233V230H12L11 228H9L10 230H8V228H7V226H6V228L3 230V227ZM63 226V225H62ZM129 226H131V227H129ZM132 226H134V227H132ZM154 226V227H153ZM174 226H177V227H174ZM182 226H183V228H186V229H182ZM197 226V227H196ZM198 226H200V227H198ZM236 227V228H238L239 227V230H236V229H234V228H232V227ZM103 226H101V228H102ZM129 227V228H128ZM143 227V228H142ZM149 227V228H148ZM153 227V228H152ZM165 228V226H162V229L164 230V228ZM193 227V228H192ZM202 227V228H201ZM232 228V229H229V228ZM100 228V229H101ZM104 229H105V227H103ZM115 228V227H114ZM123 228V229H122ZM134 228V229H133ZM137 228L139 229V230H137ZM167 227L165 228V229H168ZM171 228H169V229H171ZM191 228V229H190ZM199 228V229H198ZM214 230H213V229ZM227 228L229 229V230H227ZM245 228V229H244ZM249 228V229H248ZM89 229H92V228H89ZM113 229V228H112ZM189 229V230H188ZM195 229V230H194ZM233 229L235 230V232H232L233 231ZM240 229H241V231H240ZM242 229H244L243 231H242ZM246 229H248L247 231H246ZM106 230V229H105ZM106 230V231H107ZM131 230V232H129ZM140 230H143V231H140ZM144 230H146V231H144ZM162 230V231H163ZM178 230V231H177ZM179 230H181V231H179ZM185 230V231H184ZM9 231V232H8ZM13 231V232H12ZM80 231L77 233L78 235H79V233H80ZM107 231V232H108ZM150 231V232H149ZM155 231V232H154ZM175 231L176 232H178V233H175ZM211 231V232H210ZM214 233H213V232ZM219 231V232H218ZM228 231V232H227ZM253 231V233H251ZM152 232H153V234H152ZM165 232V231H164ZM163 232V233H164ZM193 232V233H192ZM197 232V233H196ZM202 232V233H201ZM246 232H248V233H246ZM74 233V232H73ZM75 233V234H76ZM88 233V234H87ZM118 233V234H117ZM162 235H161V234ZM171 233H173L172 234V236H171ZM185 235H184V234ZM192 233V234H191ZM259 233V234H258ZM76 234V235H77ZM86 234H87V236H86ZM126 234V235H125ZM144 234H145V236H144ZM177 234V235H176ZM188 234V235H187ZM208 234V235H207ZM252 234V235H251ZM262 234V233H261ZM101 235V234H100ZM114 235V236H113ZM140 235V236H139ZM149 235V236H148ZM152 235H154V236H152ZM157 235H159V236H157ZM164 235V236H163ZM180 235V236H179ZM205 235V236H204ZM215 235V236H214ZM228 235V236H227ZM258 235V236H257ZM5 236V237H4ZM126 236H132V238L130 239V237L129 238H127ZM138 236V237H137ZM162 238H161V237ZM194 236V237H193ZM231 236V237H230ZM239 236V237H238ZM242 236V237H241ZM97 237V238H96ZM111 237H113V238H111ZM120 237V238H119ZM136 237H137V240L135 241V239H136ZM143 237V238H142ZM160 237V238H159ZM175 237V238H174ZM182 237V239H180ZM118 239V240H116V239ZM122 238V239H121ZM139 238V239H138ZM158 238V239H157ZM261 238V239H260ZM16 239H18L17 241H16ZM110 239V240H109ZM113 241H112V240ZM197 239V240H196ZM209 239V240H208ZM238 239V240H237ZM92 240V241H93ZM116 240V241H115ZM254 240H256L257 241V243H255L254 242ZM14 241V242H13ZM97 241H98V243L99 244H97ZM109 241V242H108ZM121 243H120V242ZM182 241V242H181ZM240 241V242H239ZM96 242V243H95ZM124 242V243H123ZM173 242V243H172ZM221 242V243H220ZM263 242V243H262ZM17 243V244H16ZM28 243V242H27ZM117 243V244H116ZM123 243V244H122ZM137 243V244H136ZM153 243V244H152ZM245 243V244H244ZM20 244H22V245H20ZM100 244H101V247H104V245L106 246V244H107V246H109V248H110V246L112 245V247L111 248H113V249H115V251L114 250H111L110 249V251H114V252H108L107 250L108 249H106V250H104L103 248H101V247H99L100 246ZM127 244V245H126ZM167 244V245H166ZM259 244V245H258ZM16 245V246H15ZM28 245V244H27ZM26 245V246H27ZM96 246V247H94L93 248V246ZM99 245V246H98ZM114 245V246H113ZM217 245V246H216ZM235 245V246H234ZM254 245V246H253ZM7 246V247H6ZM25 246V247H26ZM57 248H56V247ZM62 246V247H61ZM68 246V245H67ZM75 246V245H74ZM115 246H119V247H115ZM124 246V247H123ZM248 246V247H247ZM259 246V248H258V250H256V252H255V249H256V247H258ZM54 247V248H53ZM121 247V248H120ZM252 247H254V248H252ZM261 247V248H260ZM22 248H24V247H22ZM21 248V249H22ZM84 248V249H83ZM89 248H93V249H89ZM104 248H107V247H104ZM121 250H123V249H125V251L127 252V250H128V252L127 253H125L124 254V252L125 251H123L122 253H123V255L125 256L126 254H128V255H126V257H127V259H124L125 257L124 256H122V258L120 259L119 257H120V255L119 256H117L118 254H115V252H117L116 251V249L118 250V253L120 252L121 253V251H120V249ZM123 248V249H122ZM142 248V249H141ZM160 248V249H159ZM20 249V250H21ZM27 247H26V249H25V253H26V257L29 255V249H28V253L26 252L27 251ZM58 249H59V251H58ZM61 249V250H60ZM72 249V250H71ZM82 249V250H81ZM87 249V250H86ZM97 249V250H96ZM130 249V250H129ZM136 251H135V250ZM153 249V250H152ZM246 249V250H245ZM253 249V250H252ZM15 250V249H14ZM14 250H12V252L11 253H9V251H8V253L7 254H9L10 255V257H8L7 256V254L5 253V256H7V257H4V259H2L3 257H1L0 256V264H23V262L24 261H22V260H24L23 258L25 257V256H22V255H20L19 256V254H21L20 253V251H19V254H18V252H16V251H14ZM70 250V251H69ZM78 250V251H77ZM89 250H92V251H89ZM138 250V251H137ZM146 250H148V251H146ZM155 250V251H154ZM162 250V251H161ZM240 250V251H239ZM1 251L3 252V254H1ZM101 251H102V253H101ZM130 251V252H129ZM215 251V252H214ZM23 253V255H24V251H22ZM69 252V253H68ZM224 252V253H223ZM249 252V253H248ZM253 252H255V253H253ZM50 253H51V255H50ZM60 253V254H59ZM119 253V254H120ZM121 253V254H122ZM258 253V254H257ZM28 254V255H27ZM53 254V255H52ZM249 254V255H248ZM252 254L254 255V257L252 256ZM256 254V255H255ZM11 255L14 257L15 255H17V257L15 256L14 258H12L11 257ZM59 255V256H58ZM150 255V256H149ZM19 256V257H18ZM44 256V257H45ZM51 256V257H50ZM67 256V257H66ZM78 256V257H77ZM115 256H117V257H115ZM21 257V258H20ZM26 257H25V259H26ZM28 257H30V255L28 256ZM147 257V258H146ZM254 259H253V258ZM6 258V259H5ZM46 258H44L45 260H46ZM133 258H135L134 260H133ZM154 258V259H153ZM263 258V259H262ZM7 259H9V260H7ZM13 259V261H11ZM20 259H21V261H20ZM115 259V260H114ZM130 259H131V261H130ZM143 261H142V260ZM251 259L252 260H254V261H252L251 262ZM14 260H16V261H14ZM44 260V261H45ZM77 260V261H76ZM133 260V261H132ZM137 260V261H136ZM141 261V262H139V261ZM64 261V262H63ZM73 261V262H72ZM76 261V262H75ZM14 262V263H13ZM19 262H21V263H19ZM53 262V263H52ZM122 262V263H121ZM139 262V263H138ZM160 262V263H159ZM166 262V263H165ZM25 263V262H24ZM26 264H28L27 262H26Z\"/></svg>","mask_w":264,"mask_h":264}]
</instances>
